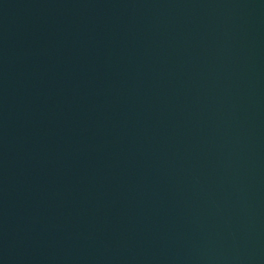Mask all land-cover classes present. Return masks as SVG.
I'll return each instance as SVG.
<instances>
[{"label":"water","instance_id":"95a60500","mask_svg":"<svg viewBox=\"0 0 264 264\" xmlns=\"http://www.w3.org/2000/svg\"><path fill=\"white\" fill-rule=\"evenodd\" d=\"M0 264H264V0H0Z\"/></svg>","mask_w":264,"mask_h":264}]
</instances>
